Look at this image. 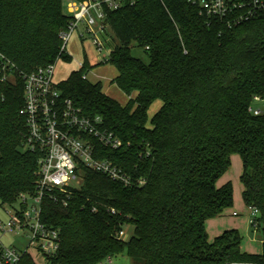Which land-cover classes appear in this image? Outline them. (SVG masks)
<instances>
[{
  "label": "trees",
  "instance_id": "16d2710c",
  "mask_svg": "<svg viewBox=\"0 0 264 264\" xmlns=\"http://www.w3.org/2000/svg\"><path fill=\"white\" fill-rule=\"evenodd\" d=\"M71 1L85 0H0L2 206L14 207L22 194L35 193L39 156L24 148L21 75L72 62L60 38L71 21ZM134 1L116 11L105 7V13L119 41L107 62L118 71L112 84L129 97L137 95L123 106L101 83H90L87 56L59 89L121 138L122 148L104 150L105 158L144 185L128 188L87 171L67 209L46 200L43 222L62 238L52 264H103L124 255L133 264H264V239L263 254L252 256L241 252L237 231L212 242L206 233L207 221L234 204L233 185L217 183L238 154L243 199L259 210L264 238V113L249 111L256 97L264 100V17L228 26L189 0ZM134 47L147 61L132 54ZM157 101L163 106L150 121ZM95 202L117 215L102 208L94 213ZM128 227L127 241L119 240ZM20 264L37 263L25 255Z\"/></svg>",
  "mask_w": 264,
  "mask_h": 264
},
{
  "label": "built area",
  "instance_id": "2783aa9c",
  "mask_svg": "<svg viewBox=\"0 0 264 264\" xmlns=\"http://www.w3.org/2000/svg\"><path fill=\"white\" fill-rule=\"evenodd\" d=\"M126 0H85L71 1L67 14L71 18L67 31L62 32L63 51L72 35L80 28V38L91 37V43L101 54L106 49L103 37L110 31L106 23L105 7L120 10ZM131 5L135 4L134 0ZM198 5L201 13L208 18H218L228 26L239 25L257 17H264V0H189ZM0 59L4 57L0 55ZM109 60L104 59L102 63ZM58 63V62H57ZM56 64L39 68L31 74L21 75L25 81L24 106L20 115L26 121L27 134L24 143L26 151L39 156V179L33 195L22 194L19 208L7 212L9 221L0 223L4 233L28 231L29 245L25 250L16 248L0 251V264H20L25 255H30L37 264H52L61 248V231L43 222V205L51 200L61 209H67L69 202L85 182L86 172L92 171L108 180L125 187L143 186L113 160L105 158L104 150L119 151L123 141L105 127L100 116L90 117L78 108L72 100L65 99L54 82ZM13 80L3 78V81ZM254 102H264L256 97ZM254 115L264 112L259 108L249 109ZM99 208L110 216L118 211L102 203H94L93 212ZM250 211L249 224L255 232L260 231V212L254 207ZM237 216V213H234ZM119 240L127 241L126 230L117 235ZM34 251L35 254L30 252ZM107 262L112 263V259ZM228 264H258L253 262H231Z\"/></svg>",
  "mask_w": 264,
  "mask_h": 264
},
{
  "label": "rangeland",
  "instance_id": "374dc122",
  "mask_svg": "<svg viewBox=\"0 0 264 264\" xmlns=\"http://www.w3.org/2000/svg\"><path fill=\"white\" fill-rule=\"evenodd\" d=\"M81 28V27H80ZM78 29L71 37L67 46V54L73 59L71 63L58 61L55 71L54 82L56 84L66 81L71 73L79 71L82 68L84 60L87 59L91 63L93 69L87 74V80L92 84L101 83L103 92L120 102L129 101V96L123 93L116 85L112 84L113 79L118 76L116 68L109 63H102L104 59H108L112 49L119 45V41L108 31L103 41L106 44V49L103 53H97L96 48L91 43V37L81 41L80 31ZM132 54L136 57L143 58L147 61L145 52L137 47L132 49ZM136 93L132 95L134 98ZM122 103V104H123ZM163 103L161 101L155 102L148 112L149 120L161 109ZM254 108H259L264 112V102H254ZM150 125V122H149ZM243 173V162L240 155L235 154L231 157V167L228 172L218 181L219 188L231 183L234 189V204L231 208L224 211V213L216 218L210 219L206 223V233L209 241L212 242L215 238L221 236L225 232L237 231L242 239L241 252L243 254L260 256L263 254V234L261 231L255 232L249 224L250 211L243 199V185L241 183V176ZM19 208V204L14 207L2 206L0 202V223L6 224L9 221L7 212H14ZM237 213V216L234 215ZM131 234V228L126 229ZM30 233L26 230L23 232L4 233L0 230V251L3 249L16 248L25 250L29 245ZM32 255L34 251L30 252ZM103 264H110L105 262ZM111 264H133L131 259L127 256H120L112 259Z\"/></svg>",
  "mask_w": 264,
  "mask_h": 264
},
{
  "label": "crops",
  "instance_id": "0c3cea01",
  "mask_svg": "<svg viewBox=\"0 0 264 264\" xmlns=\"http://www.w3.org/2000/svg\"><path fill=\"white\" fill-rule=\"evenodd\" d=\"M116 77H117V76H116ZM116 77H115V78H116ZM115 78H114V79H115ZM114 79H113V80H114ZM105 94H106V93H105ZM106 95H107V94H106ZM108 96H110L111 98H113V99H115L116 101H118V100L116 99V97H112L111 95H108ZM129 98H133V97H129ZM129 100H130V99H129ZM118 102H119L121 105L125 106L129 101H127V103H125V102L123 103V102H120V101H118ZM122 103H123V104H122Z\"/></svg>",
  "mask_w": 264,
  "mask_h": 264
}]
</instances>
